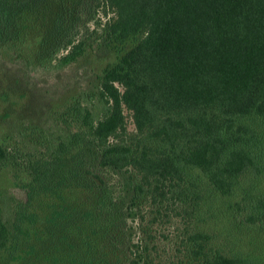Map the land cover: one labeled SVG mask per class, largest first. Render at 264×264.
Here are the masks:
<instances>
[{"label":"trees","instance_id":"obj_1","mask_svg":"<svg viewBox=\"0 0 264 264\" xmlns=\"http://www.w3.org/2000/svg\"><path fill=\"white\" fill-rule=\"evenodd\" d=\"M96 46L94 78L0 142L22 191L1 263L264 264V0H0V60L54 72Z\"/></svg>","mask_w":264,"mask_h":264},{"label":"rangeland","instance_id":"obj_2","mask_svg":"<svg viewBox=\"0 0 264 264\" xmlns=\"http://www.w3.org/2000/svg\"><path fill=\"white\" fill-rule=\"evenodd\" d=\"M91 26L90 24L84 23L81 29L84 30ZM100 48L99 46L91 48L85 56L87 58H81L54 72L28 71L21 62L0 60V95L4 89L2 86L5 85L10 88L15 87L19 91L18 93L23 94L11 95L8 100L0 97V142L12 146H22V142L19 141L20 137L16 136V132L10 133L12 127L22 122L25 123L24 127H26L25 125L30 123V118L26 117L29 114H37V112L40 113L34 117L38 116L41 121H44L47 119V115L45 114L44 108H42L43 105H46L49 100L62 95L64 92L72 91L93 79V72L95 73V71L100 70L107 62L105 58L99 60L98 57L102 56ZM5 108L8 109L12 118L14 117L10 121L3 120ZM35 108L37 111H34ZM18 113L22 114V119L18 120ZM125 113L128 127L133 128L130 113L127 110H125ZM34 119L37 121V118ZM15 171L10 162H6L4 166H0V203L4 215L9 218L12 215L11 211L14 202L20 200L22 197L21 189L14 183ZM231 207L227 210L230 217V228L235 230L236 227L234 224L240 223L241 228L239 229L241 232L238 233V241H240L242 246H253V243L250 241L254 235L249 233L246 222H242L243 210L235 204H232ZM216 209H211L206 217L203 216L207 219L203 229L209 231L214 236V240L223 242L225 231L222 229L224 225L220 220L222 212ZM225 224H229V220H226ZM223 243L226 245L225 242ZM224 247L230 249L229 245ZM256 248L258 249L257 251H263L264 254L263 241ZM0 264H2L1 261ZM8 264H13V261L9 260Z\"/></svg>","mask_w":264,"mask_h":264}]
</instances>
